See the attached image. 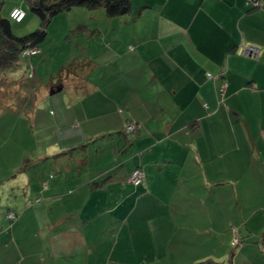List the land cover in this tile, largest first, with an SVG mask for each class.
Segmentation results:
<instances>
[{
  "label": "crops",
  "instance_id": "1",
  "mask_svg": "<svg viewBox=\"0 0 264 264\" xmlns=\"http://www.w3.org/2000/svg\"><path fill=\"white\" fill-rule=\"evenodd\" d=\"M66 15L57 27L74 28L92 72L71 78L54 154L67 159L100 138L122 150L69 192L30 179L27 195L50 205L17 201L12 229L0 226V264H226L231 234L259 244L264 264V0H132L123 16ZM130 122L137 133L125 134ZM136 165L140 186L130 181ZM192 214L213 229L189 230ZM230 214L238 231L227 230Z\"/></svg>",
  "mask_w": 264,
  "mask_h": 264
},
{
  "label": "rangeland",
  "instance_id": "2",
  "mask_svg": "<svg viewBox=\"0 0 264 264\" xmlns=\"http://www.w3.org/2000/svg\"><path fill=\"white\" fill-rule=\"evenodd\" d=\"M12 5H17L18 8L23 7L25 10L21 9L28 14L22 23L13 21V30L16 35L24 36L41 27L42 21L37 14L31 11L29 0H3L1 14L8 17V11ZM69 12L56 15L49 24L48 36L41 43V47L44 49L43 54L22 59V66L18 70L7 71V76L3 77L5 83L0 90V226L8 230L12 229L19 217L14 206L18 200L23 202L21 205L25 206L23 210L27 208L29 211L33 210L32 207L37 210V207L40 206V210H43L44 206L50 205V202L44 197L39 201L34 196L27 195L26 184L30 179L43 184V189H48L49 185L52 188L54 182L58 181V184L65 185L64 189L69 192V190L78 188L79 184L83 183L82 180H90L93 174L106 171L116 165L118 162L113 159H116L122 150V146H118L117 140H104L103 138L91 141L92 143L86 150L84 148V150H73L75 155L69 154L66 156L67 159L61 156L57 157L56 155L60 152L57 151V147L52 148L54 142H58L61 133L67 132V128L57 124L56 117L62 106L68 107L74 100L75 91L71 81L73 76L65 77L63 79L65 89L55 94L48 92L43 95L40 88L43 89L44 86L58 81L61 69L82 53L81 47L79 49L77 45L78 37L74 34V28L68 29L67 32L65 29L57 27V20L62 18L61 16H68L66 14ZM72 25H74L73 21ZM84 42L80 41V46L85 45ZM31 66L36 68L35 82L28 78ZM85 71L89 74L84 76L91 80L92 68ZM38 88L39 90H37ZM50 148L52 149L49 150ZM115 149L119 150V154L114 155ZM78 158L88 162L80 163ZM51 174H54L55 177L50 178ZM44 184H48V187L45 188ZM91 189L92 185L88 188L89 193ZM53 193L58 195L56 186ZM61 195L59 194V196ZM64 196L65 194L61 198ZM9 210L17 213L16 219L13 221L8 217ZM58 213L57 209L56 214ZM189 217L192 219L190 220ZM188 218L186 221L189 224V230L192 224L196 226V229L199 227L213 229L211 223L213 220H210L209 217L202 219L192 214ZM234 220V215L231 214L228 219H225L228 224L227 230L238 229V226H235L234 229L231 227ZM231 236L232 242L230 250H228L229 257L226 264H234L233 258L235 259L234 256L238 249H243V251L237 258V264L238 261L239 263L242 261L243 264L261 263L263 252L259 244L252 243L248 237H241L239 243L246 246L243 248L235 242V234L234 236L231 234ZM183 263L187 264L186 261ZM200 263L211 264L212 261L206 259Z\"/></svg>",
  "mask_w": 264,
  "mask_h": 264
},
{
  "label": "trees",
  "instance_id": "3",
  "mask_svg": "<svg viewBox=\"0 0 264 264\" xmlns=\"http://www.w3.org/2000/svg\"><path fill=\"white\" fill-rule=\"evenodd\" d=\"M2 3L3 0H0V9ZM29 3H30L31 11H33L35 14H37L40 17L42 21V25L37 30L29 34H26L24 36H18L14 33L13 21L21 23L25 18L19 22L14 20L11 17V15L8 17L2 15L0 10V90L2 85L5 83L3 77L7 76L6 73L7 71L9 72V71L18 70L22 66L21 63L22 59L31 58L33 56L42 54L41 43L46 40L48 36V26L56 15L64 12H69L77 7H84L88 10H96L99 8H104L106 10L107 15L110 17L123 16L130 14L132 12V0H29ZM34 47L39 48L40 50L37 54L24 55L25 50ZM130 47L131 50H134V45H131ZM87 59L88 58H83L82 55H77V58L74 59V61H71L67 65H65L59 72L58 75L59 80L52 83L53 84L52 89L63 87V79L65 77H70V76L76 77L79 72L84 73L86 68L88 70V68H90L92 64L91 61ZM35 77H36V68L31 66L29 69L28 78L29 80L33 79L35 82L36 79ZM131 123H136V122H130L129 124ZM128 125L127 128L125 129L126 130L125 134L128 133L134 134L138 132L139 126L137 123H136L137 129L134 132L128 131ZM83 147H87V145ZM138 168L143 169L142 166L136 165L134 170ZM134 170L131 172V175L134 172ZM54 177H55L54 174L50 175V178H54ZM142 183L136 186H140ZM10 211L12 210H9V212ZM16 214L17 213L15 212V218L13 220L16 219ZM206 262L208 263V261ZM198 264H203V263H198Z\"/></svg>",
  "mask_w": 264,
  "mask_h": 264
},
{
  "label": "built area",
  "instance_id": "4",
  "mask_svg": "<svg viewBox=\"0 0 264 264\" xmlns=\"http://www.w3.org/2000/svg\"><path fill=\"white\" fill-rule=\"evenodd\" d=\"M254 4H257V3H254ZM26 16V12L21 9V8H15L12 12H11V17L16 20V21H22ZM255 48L254 47H249V48H246L243 52H254ZM39 48H30V49H27L24 51V55H33V54H37L39 52ZM137 129V125L136 123H131L128 125V131L130 132H134L136 131ZM145 179V172L143 169H136L134 170V172L132 173L131 177H130V181L133 182L135 185H138L140 183H142ZM45 188H47V184H45L44 186ZM40 201V199H39ZM8 217L13 220L15 218V212L13 211H10L8 213ZM235 242L236 243H239V237H236L235 238Z\"/></svg>",
  "mask_w": 264,
  "mask_h": 264
},
{
  "label": "water",
  "instance_id": "5",
  "mask_svg": "<svg viewBox=\"0 0 264 264\" xmlns=\"http://www.w3.org/2000/svg\"><path fill=\"white\" fill-rule=\"evenodd\" d=\"M253 47V46H252ZM255 48V47H254ZM62 90V87H58L57 89H52V92L51 93H56V92H59Z\"/></svg>",
  "mask_w": 264,
  "mask_h": 264
}]
</instances>
